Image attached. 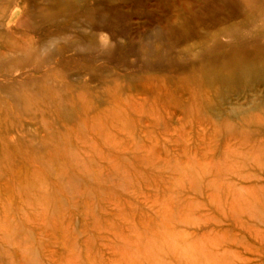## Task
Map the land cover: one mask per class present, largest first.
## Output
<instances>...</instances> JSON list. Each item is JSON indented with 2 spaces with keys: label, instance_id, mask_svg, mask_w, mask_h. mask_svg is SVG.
Here are the masks:
<instances>
[{
  "label": "rangeland",
  "instance_id": "obj_1",
  "mask_svg": "<svg viewBox=\"0 0 264 264\" xmlns=\"http://www.w3.org/2000/svg\"><path fill=\"white\" fill-rule=\"evenodd\" d=\"M259 65L264 0H0V264H264Z\"/></svg>",
  "mask_w": 264,
  "mask_h": 264
},
{
  "label": "bare ground",
  "instance_id": "obj_2",
  "mask_svg": "<svg viewBox=\"0 0 264 264\" xmlns=\"http://www.w3.org/2000/svg\"><path fill=\"white\" fill-rule=\"evenodd\" d=\"M249 66H250V65H249ZM245 68H246V67H245ZM250 68H251V67H250ZM250 68H249V69H250ZM252 69L256 70V72H257V71H260V70H261V72H262V71H264V66H262V65L254 66V68H252ZM254 70H253V71H254ZM242 71H243V70H242ZM242 71H241V73H242ZM243 72H244V71H243ZM248 72H250V71H248ZM248 72H247V73H248ZM261 72H260V73H261ZM245 73H246V71H245L244 73H242L240 76L245 75ZM258 73H259V72H258ZM250 74H251V73H250ZM250 74H249V75H250ZM253 74H254V73H253ZM253 74H252V75H253ZM224 75H225V74L221 75V76H220V79H221V77H224V78L226 77V78H227V76H224ZM237 75H238V74H237ZM249 75L247 74L246 77H248ZM256 75H257V73H256ZM256 75H255V76H256ZM228 77H229V76H228ZM246 77H245V78H246ZM257 77H258V76H257ZM229 78H230V77H229ZM229 78H228V79H229ZM236 78H237V77H236ZM236 78H235V79H236ZM248 78L251 80V75H250ZM254 78H255V77H254ZM228 79H227V80H228ZM230 79L232 80V78H230ZM237 79H238V78H237ZM249 79H248V80H249ZM227 80H226V81H227ZM231 80H230L229 83H231ZM233 80H234V79H233ZM242 80H243V79H242ZM252 80H254V79H252ZM260 81H261L262 83H264V77H263ZM224 82H225V80H221L220 85H217V86H216V87H217L216 92L218 93L217 96L219 95L218 97H221V92H220L221 90H220V89H223L224 85H227V84H225L226 82H225V83H224ZM237 82H238V81H237ZM255 82H256V81H255ZM235 83H236V82H235ZM249 83H251V82H249ZM252 83H253V82H252ZM223 84H224V85H223ZM233 84H234V83H231L230 85H233ZM236 84H237V83H236ZM239 84H240V83H239ZM239 84L236 85V86H237L236 88H239V87H240ZM243 85H244V84H243ZM247 85H248V84H247ZM234 86H235V85H234ZM250 86H251V85H250ZM225 87H226V86H225ZM243 87L245 88V86H243ZM226 88H228V87H226ZM240 88H241V91L245 90V89H242V87H240ZM247 88H249V87H247ZM234 90H235V89H234ZM204 99H207V98L204 97ZM207 106H208L209 109H212L213 104H211L210 101L208 100V101H207Z\"/></svg>",
  "mask_w": 264,
  "mask_h": 264
}]
</instances>
